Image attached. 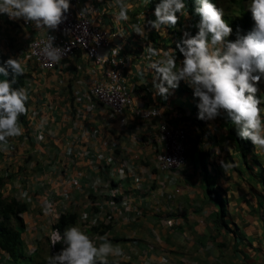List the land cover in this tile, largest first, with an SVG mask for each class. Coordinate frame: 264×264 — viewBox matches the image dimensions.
Returning a JSON list of instances; mask_svg holds the SVG:
<instances>
[{"label": "crops", "instance_id": "1", "mask_svg": "<svg viewBox=\"0 0 264 264\" xmlns=\"http://www.w3.org/2000/svg\"><path fill=\"white\" fill-rule=\"evenodd\" d=\"M82 1L94 8L95 22L116 33L112 46L125 56L121 72L133 107L156 105L169 121L186 126L188 137L193 130L205 135L202 144L188 140L191 155L184 167L159 170L162 145L154 127L140 123L129 110L121 119L99 104L88 108L76 96L87 93L86 71L92 68L83 53L55 71L34 70L26 44L28 33L38 30L0 15V54L21 64L28 94L23 134L9 138L6 150L0 151V175L9 176L3 193L27 204L22 234L26 258L15 263L0 250V264H29L27 258L37 253L48 234L46 227L63 212L76 213L77 227L108 224L93 240L99 245L106 237L122 249L123 255L107 258L114 264H160L161 257L167 264H264V151L251 145L244 158L225 119L217 120L220 132L212 136L208 123L196 118L195 102L183 82L167 99L154 97L152 73L142 71L148 63V43L175 49L184 31L195 34L194 22L185 13L174 29L146 27L142 39L133 26L155 19L146 0H126L127 21L115 19V0ZM177 59H182L178 51ZM42 118L47 123L40 127ZM200 150L206 151L205 168L197 158ZM112 189L115 197L109 195ZM50 193L52 210L44 200Z\"/></svg>", "mask_w": 264, "mask_h": 264}, {"label": "clouds", "instance_id": "2", "mask_svg": "<svg viewBox=\"0 0 264 264\" xmlns=\"http://www.w3.org/2000/svg\"><path fill=\"white\" fill-rule=\"evenodd\" d=\"M153 2L155 19L133 26V32L142 39L147 35L146 27L155 31L174 29L179 17L185 15L186 0H146ZM246 4L252 27L244 32L239 26L234 31L213 0H192V14L199 17L195 34L184 31L175 49L170 50L156 49L148 43V63L142 71L152 73L154 97L167 99L183 82L191 90L198 120L226 119L235 126L241 141L250 142L254 150L264 151V95H257L264 94L260 89L264 84V0H247ZM115 5L119 8L115 19L127 21L130 5L126 0H115ZM71 6V0H0V15L14 22L23 20L50 33L67 20ZM88 10L86 6L78 16H84ZM231 36L235 38L229 39ZM54 40V36L48 35L39 49L49 66L65 55ZM177 51L182 59H177ZM22 75L23 68L14 58L0 64V151L6 150L9 138L23 134L19 118L27 111L28 94L26 89L14 87L16 78ZM150 111L153 116L161 114ZM46 123L42 118L40 127ZM207 126L213 131L212 124ZM100 239L103 242L97 245L77 226L65 227L63 232L53 228L48 233L49 244L51 248L57 244L61 247L49 255L47 264H108L109 256L123 255L122 249L106 237ZM160 264H167L166 259L161 257Z\"/></svg>", "mask_w": 264, "mask_h": 264}, {"label": "built area", "instance_id": "3", "mask_svg": "<svg viewBox=\"0 0 264 264\" xmlns=\"http://www.w3.org/2000/svg\"><path fill=\"white\" fill-rule=\"evenodd\" d=\"M82 2V0H71L72 6L67 20L57 30L50 33L40 30L37 33L30 31L27 35L26 58L32 62L34 70L49 72L59 69L76 53H83L92 63V68L86 71L87 93H77L78 99L85 102L88 108L94 107L95 104L110 108L121 119L128 110L131 111L140 123L151 125L155 129L154 136L162 145V151L157 161L158 169L161 171L181 169L188 163L190 157L186 126L169 121L156 105L146 108L133 107L130 87L121 72L126 66L125 56L118 54V47L112 46L111 40L116 36V33L106 31L93 20L91 17L94 11L93 7L87 6L89 10L85 15L78 16V12L85 8ZM32 29H35L34 26ZM48 35L55 37V46L65 50L63 58L50 66L39 51ZM103 49L107 50V53H103ZM150 110L161 111V114L153 116ZM76 142L82 144L80 140ZM70 183L76 184V181L71 180ZM109 195L115 197L116 190H110ZM44 200L52 210L55 203L51 193L45 195ZM166 223L172 226L173 220L168 218ZM52 251L54 253V248Z\"/></svg>", "mask_w": 264, "mask_h": 264}, {"label": "trees", "instance_id": "4", "mask_svg": "<svg viewBox=\"0 0 264 264\" xmlns=\"http://www.w3.org/2000/svg\"><path fill=\"white\" fill-rule=\"evenodd\" d=\"M232 1L234 2L233 5L226 4L225 0H213V3H215L216 6L223 11L222 18L230 24L234 31L237 26H239L244 32H247L252 27V20L250 13L247 11L246 1ZM153 8L154 2L146 3V9L148 11H152ZM184 11L187 16L194 22L195 33V25L198 22L199 17L192 14V0H186V8ZM234 38V36L229 37V39ZM6 59L8 58L0 54V64H2L3 61H5ZM14 87L25 88L24 74L16 78V83ZM26 115L27 111L24 115L19 118L20 124L25 121ZM226 124L228 130L231 133V136L233 137L234 142L239 148L241 155L245 158L246 151L250 148L251 143L247 141H241L236 136L235 126L230 121L226 120ZM197 158L201 160V165L203 168H205L206 151L200 150L197 154ZM8 179L9 176L0 175V250L4 251L12 261H14L15 263H19L21 260L26 258L25 245L22 239V234L25 231V221L23 219V213L27 210V204L26 202L16 198L15 196L5 195L3 193L2 188L7 183ZM207 184L209 185V183ZM219 206V219H222L221 217L224 216V207L222 206V204H220ZM76 223V213L63 212L59 215L58 220L54 223L53 227L59 228L61 232H63L65 227L75 226ZM105 227L108 228V225ZM90 229L95 230L96 228L95 226H92ZM102 233H104V231H102ZM60 247L61 245L57 244L54 248V251H59ZM108 264L114 263L113 261L108 260Z\"/></svg>", "mask_w": 264, "mask_h": 264}, {"label": "rangeland", "instance_id": "5", "mask_svg": "<svg viewBox=\"0 0 264 264\" xmlns=\"http://www.w3.org/2000/svg\"><path fill=\"white\" fill-rule=\"evenodd\" d=\"M225 1H226V4H230V5L234 4V2L232 0H225ZM245 1L247 3V0H245ZM185 88L188 89L189 91H191L188 87H185ZM260 89H261V92H264V84L260 85ZM257 95H264V94L258 93ZM261 107H264V104H262ZM217 120L221 121L222 119L221 118H217L215 121L207 122L208 124L210 123V124L213 125V131H211V133H212L211 135L212 136H217V134H219V132H220L219 131L220 130L219 129V125L220 124H219V122ZM207 128H208V126L206 125V129ZM204 131H205L206 134L208 133L207 130H204ZM204 135L205 134H202L201 130H200L199 133H196V131L193 130V133H191V136L189 137V141H191L193 144L194 143L197 144V142L201 143L203 141ZM210 138H212V137H210ZM201 144H200V146H201ZM194 146H195V144H194ZM189 159H190V157H189ZM213 179H214V176L211 177V182H213ZM107 225L108 224H99L98 226H95V228H96L95 230H91L90 229L91 227H79V228H81V230L84 231L90 238L94 239L95 237L101 235L102 231L105 232V229H106L105 226H107ZM50 226L51 227H46L47 230H48V233L54 228V227H52L53 224H51ZM48 241L49 240H48V234H47V236H45V238L42 241L39 242L40 248H39V250H37V253L34 256H31V257L28 258V263L29 264H47V258L49 257V255L54 254L50 244L48 245Z\"/></svg>", "mask_w": 264, "mask_h": 264}, {"label": "water", "instance_id": "6", "mask_svg": "<svg viewBox=\"0 0 264 264\" xmlns=\"http://www.w3.org/2000/svg\"><path fill=\"white\" fill-rule=\"evenodd\" d=\"M11 77H9V79H10Z\"/></svg>", "mask_w": 264, "mask_h": 264}]
</instances>
